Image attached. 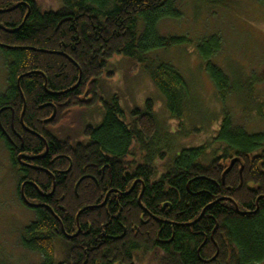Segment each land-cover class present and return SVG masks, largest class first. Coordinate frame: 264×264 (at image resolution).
I'll return each instance as SVG.
<instances>
[{
  "label": "trees",
  "instance_id": "trees-1",
  "mask_svg": "<svg viewBox=\"0 0 264 264\" xmlns=\"http://www.w3.org/2000/svg\"><path fill=\"white\" fill-rule=\"evenodd\" d=\"M180 17L178 0H61L51 10L36 0H0V51L8 64L0 139L13 162L28 157L29 167L20 171L28 181L25 197L43 207H28L19 194L37 217L20 240L40 264L264 262V132L249 133L226 115L216 137L184 148L160 172L148 156L159 133L153 103L125 123L118 98L100 97L110 60L134 58L148 64L170 113L181 120L190 111L185 78L169 64L149 63L152 52L189 43L186 36L159 34L163 20ZM221 49L215 35L197 44L225 102L233 87L213 62ZM99 103L105 116L85 130L90 143L74 144L51 131L73 110ZM54 109L55 120L46 123ZM233 159L238 162L223 182Z\"/></svg>",
  "mask_w": 264,
  "mask_h": 264
},
{
  "label": "rangeland",
  "instance_id": "rangeland-1",
  "mask_svg": "<svg viewBox=\"0 0 264 264\" xmlns=\"http://www.w3.org/2000/svg\"><path fill=\"white\" fill-rule=\"evenodd\" d=\"M44 10L57 9L61 0H36ZM264 0H178L180 18L163 20L161 36H186L189 43L152 52L149 63L173 66L190 90V111L173 118L164 94L155 84L147 65L130 57L110 60L99 83L105 102L117 97L126 113L125 123L136 119L151 101L159 126L148 156L160 172L170 168L184 148H196L216 137L229 115L236 127L249 133L264 132ZM217 36L222 49L213 62L229 77L233 92L225 102L218 95L197 52L204 37ZM8 64L0 51V97L8 90ZM103 103L72 111L70 120L53 134L74 144H88V127H99L104 120ZM159 153H163L162 157ZM160 158L163 161L160 162ZM22 174L16 171L9 152L0 139V264H40L42 258L26 250L21 234L36 221L34 210L25 207L18 194ZM60 250V247H58ZM61 261V256L58 254ZM148 264V263H146ZM261 264H264L262 262Z\"/></svg>",
  "mask_w": 264,
  "mask_h": 264
},
{
  "label": "water",
  "instance_id": "water-1",
  "mask_svg": "<svg viewBox=\"0 0 264 264\" xmlns=\"http://www.w3.org/2000/svg\"><path fill=\"white\" fill-rule=\"evenodd\" d=\"M18 6H19V4H18L15 8L11 9V10L16 9ZM11 10H10V11H11ZM8 12H9V11H8ZM29 12H30V11H29ZM76 87H77V86H76ZM25 106H26V105H25ZM25 109H26V107L24 108V112H25ZM23 115H24V113H23ZM23 115H22V117H23ZM56 115H57V110L54 109V113H53L52 117H51L50 119H48V120L46 121V123H52V122L55 120ZM0 129L2 130V132L5 133V130L3 129L1 122H0ZM47 153H48V148H47V150H46V153H45L42 157H45ZM24 159H28V157H26V156H24V155H20V156L18 157V161H21V162H22V160H24ZM237 162H238V159H233V160L231 161L229 167L227 168V170H225V172H224V174H223V177H222L223 182H225L226 176L232 171V169L234 168V166H235V164H236ZM243 170H244V169H243V167H242L241 170H240L241 175H242V173H243ZM27 184H28V182L24 183V184L22 185V189H23ZM136 185H137V182L134 183L132 189H131L128 193H131V192L134 190V188L136 187ZM54 189H55V186H54ZM144 189H145V188L143 187V191H142V194H141V197H140V200H139L140 204H141V198H142V195H143ZM52 193H53V192H52ZM22 197H23L24 202L26 203V205H27L28 207H30V208H39V207H43V205H41V204H33V203L29 202L28 199L25 197V194H22ZM108 197H109V196L107 195L106 200H105L104 204H103L101 207H103V206L106 204V202H107V200H108ZM235 207H236L237 211L240 213L239 208H238V206H237L236 204H235ZM203 215H204V213L200 216V218H199L196 222H198V221L203 217ZM78 218H79V215H78Z\"/></svg>",
  "mask_w": 264,
  "mask_h": 264
},
{
  "label": "flooded vegetation",
  "instance_id": "flooded-vegetation-1",
  "mask_svg": "<svg viewBox=\"0 0 264 264\" xmlns=\"http://www.w3.org/2000/svg\"><path fill=\"white\" fill-rule=\"evenodd\" d=\"M0 114H1V112H0ZM7 148V147H6ZM7 150H8V152H9V155H10V157H11V153H10V150L7 148ZM11 160H12V158H11ZM12 164H13V166L16 168V171L17 172H20L22 169H24L25 167L27 168V167H29V162L28 161H25V159L24 160H22V162L21 161H18V157H17V159H16V161H12ZM22 174V173H21ZM160 176V175H159ZM52 181H53V193H54V191H55V189H56V179L55 178H53L52 177ZM26 182H28L27 180H23V177H21V179H20V185H19V191H18V194H25V187L22 189V185L24 184V183H26ZM54 186H55V189H54ZM52 192L50 193V194H53ZM34 204V203H33Z\"/></svg>",
  "mask_w": 264,
  "mask_h": 264
},
{
  "label": "bare ground",
  "instance_id": "bare-ground-1",
  "mask_svg": "<svg viewBox=\"0 0 264 264\" xmlns=\"http://www.w3.org/2000/svg\"><path fill=\"white\" fill-rule=\"evenodd\" d=\"M2 131V130H1ZM4 133V132H3Z\"/></svg>",
  "mask_w": 264,
  "mask_h": 264
}]
</instances>
